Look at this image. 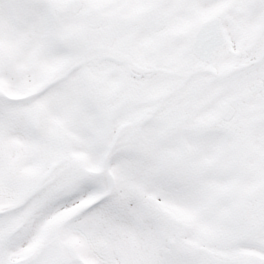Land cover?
<instances>
[{"label": "snow or ice", "instance_id": "obj_1", "mask_svg": "<svg viewBox=\"0 0 264 264\" xmlns=\"http://www.w3.org/2000/svg\"><path fill=\"white\" fill-rule=\"evenodd\" d=\"M0 264H264V0H0Z\"/></svg>", "mask_w": 264, "mask_h": 264}]
</instances>
